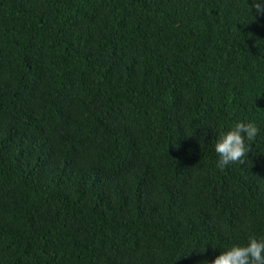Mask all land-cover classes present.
I'll list each match as a JSON object with an SVG mask.
<instances>
[{"label": "trees", "instance_id": "obj_1", "mask_svg": "<svg viewBox=\"0 0 264 264\" xmlns=\"http://www.w3.org/2000/svg\"><path fill=\"white\" fill-rule=\"evenodd\" d=\"M250 2L0 0V264H203L264 237ZM241 121L249 154L218 167Z\"/></svg>", "mask_w": 264, "mask_h": 264}, {"label": "clouds", "instance_id": "obj_2", "mask_svg": "<svg viewBox=\"0 0 264 264\" xmlns=\"http://www.w3.org/2000/svg\"><path fill=\"white\" fill-rule=\"evenodd\" d=\"M250 7L255 13V18L264 15V0H251ZM258 132L254 122L243 121L221 132L215 143V152L219 157L218 167L243 162L249 154L250 143L257 137ZM206 246L199 252L203 253ZM203 264H264V237L252 236L246 244H233Z\"/></svg>", "mask_w": 264, "mask_h": 264}]
</instances>
